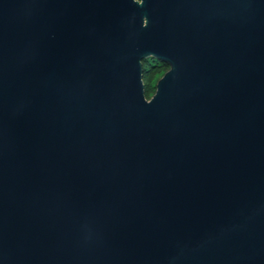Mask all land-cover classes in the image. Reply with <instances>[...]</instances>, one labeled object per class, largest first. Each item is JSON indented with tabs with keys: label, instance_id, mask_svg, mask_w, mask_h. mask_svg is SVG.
<instances>
[{
	"label": "water",
	"instance_id": "95a60500",
	"mask_svg": "<svg viewBox=\"0 0 264 264\" xmlns=\"http://www.w3.org/2000/svg\"><path fill=\"white\" fill-rule=\"evenodd\" d=\"M0 264H264V0H0Z\"/></svg>",
	"mask_w": 264,
	"mask_h": 264
},
{
	"label": "rangeland",
	"instance_id": "374dc122",
	"mask_svg": "<svg viewBox=\"0 0 264 264\" xmlns=\"http://www.w3.org/2000/svg\"><path fill=\"white\" fill-rule=\"evenodd\" d=\"M163 63L164 62H162L159 59H157L155 57H152V56H149V57L143 59L144 68H148L150 66H157V67H160L161 68L162 65H163ZM167 69H168V67H166V65H165V68L162 67V69L160 71L154 72L152 74L153 75V78L151 80V85L153 86V89H151V90L148 91V96H151L154 93L157 80L163 75V73Z\"/></svg>",
	"mask_w": 264,
	"mask_h": 264
},
{
	"label": "trees",
	"instance_id": "16d2710c",
	"mask_svg": "<svg viewBox=\"0 0 264 264\" xmlns=\"http://www.w3.org/2000/svg\"><path fill=\"white\" fill-rule=\"evenodd\" d=\"M168 67L167 64L163 63L162 67L165 68ZM162 67H157V66H150L148 68H144V64H143V71H142V79H143V84H144V91H145V96L147 98H149L150 96H148V91L153 89V86L151 85V80L153 78V73L154 72H158L162 69Z\"/></svg>",
	"mask_w": 264,
	"mask_h": 264
}]
</instances>
